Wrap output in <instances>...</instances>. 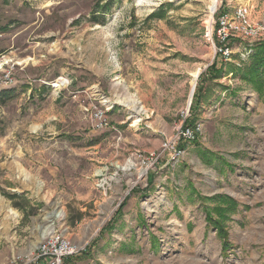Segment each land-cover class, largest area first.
Instances as JSON below:
<instances>
[{
	"label": "rangeland",
	"instance_id": "obj_1",
	"mask_svg": "<svg viewBox=\"0 0 264 264\" xmlns=\"http://www.w3.org/2000/svg\"><path fill=\"white\" fill-rule=\"evenodd\" d=\"M240 7L264 26V0H0V264L54 233L77 250L62 264H264V86L244 77L260 42L224 60L212 32ZM218 197L238 204L226 252L205 223Z\"/></svg>",
	"mask_w": 264,
	"mask_h": 264
},
{
	"label": "built area",
	"instance_id": "obj_2",
	"mask_svg": "<svg viewBox=\"0 0 264 264\" xmlns=\"http://www.w3.org/2000/svg\"><path fill=\"white\" fill-rule=\"evenodd\" d=\"M249 9L246 7H240L236 10L235 19H229L227 15L223 14L217 18L215 31L216 38L218 40L217 53L226 60L230 57L231 51L229 43L233 40L248 41L253 39L257 42H264V26L252 27L248 19ZM250 41V40H249ZM242 43V42H241ZM251 51H249L250 53ZM246 51V55H249ZM15 79L10 72H4L0 76V89L6 88L14 84ZM188 115V113H186ZM190 116V115H189ZM186 117L185 120L187 118ZM97 117V116H96ZM197 134V130L194 127L183 128L181 137L184 141L194 139ZM178 149H173V156L180 155ZM76 248L60 233H54L50 235L37 250L36 261L33 264H38L40 260H48L49 264H62L63 260L76 254Z\"/></svg>",
	"mask_w": 264,
	"mask_h": 264
},
{
	"label": "trees",
	"instance_id": "obj_3",
	"mask_svg": "<svg viewBox=\"0 0 264 264\" xmlns=\"http://www.w3.org/2000/svg\"><path fill=\"white\" fill-rule=\"evenodd\" d=\"M220 56V55H219ZM221 57V56H220ZM222 58V57H221ZM249 64L246 67L244 77L253 83V86L257 90H261L264 86V42H260L259 45L256 46L254 52L249 55ZM216 64H213V68ZM212 70H215L213 69ZM14 93L13 90L4 91L2 95L9 96ZM195 97V95H194ZM192 113V112H191ZM194 114V113H193ZM185 128H191V125L188 124L184 126ZM2 195L11 202V206L21 212H28L27 214L33 213V209L30 201L25 196H20L17 194H8L2 191ZM219 198V199H218ZM218 205L215 209V213L218 215V221L214 220L208 210H205V223L207 226L215 229V232L218 238L222 241V251H228V235L222 226L220 220L225 221L229 218L230 214H235L238 209V204L228 198V197H218ZM215 199V198H213ZM211 199V200H213ZM205 200V199H204ZM206 201V200H205ZM223 206V207H221ZM207 209V208H206ZM76 221L81 220V214H77L75 216Z\"/></svg>",
	"mask_w": 264,
	"mask_h": 264
},
{
	"label": "crops",
	"instance_id": "obj_4",
	"mask_svg": "<svg viewBox=\"0 0 264 264\" xmlns=\"http://www.w3.org/2000/svg\"><path fill=\"white\" fill-rule=\"evenodd\" d=\"M132 205H133V207H136V203H132ZM138 206V205H137ZM131 212H134V209L133 210H131ZM136 217V219H138V217H137V215H135ZM118 234L121 236V235H123V236H128L127 235V233H125V227L124 228H121L119 231H118ZM141 248V242H139V245H138V247H136V249H140Z\"/></svg>",
	"mask_w": 264,
	"mask_h": 264
},
{
	"label": "bare ground",
	"instance_id": "obj_5",
	"mask_svg": "<svg viewBox=\"0 0 264 264\" xmlns=\"http://www.w3.org/2000/svg\"><path fill=\"white\" fill-rule=\"evenodd\" d=\"M211 11L213 12L214 11V9H215V6H212L211 8ZM210 31H211V27L209 28V34H210ZM58 82V81H57ZM65 84V82L62 80V79H60L59 80V85L61 86V85H64ZM59 87V86H58ZM141 174L143 173V171H141L140 172ZM141 176V175H140Z\"/></svg>",
	"mask_w": 264,
	"mask_h": 264
},
{
	"label": "water",
	"instance_id": "obj_6",
	"mask_svg": "<svg viewBox=\"0 0 264 264\" xmlns=\"http://www.w3.org/2000/svg\"><path fill=\"white\" fill-rule=\"evenodd\" d=\"M192 95H193V90H192V92H191V95H190V97H192Z\"/></svg>",
	"mask_w": 264,
	"mask_h": 264
}]
</instances>
